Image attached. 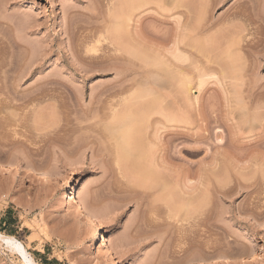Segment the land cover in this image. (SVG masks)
<instances>
[{"label": "rangeland", "instance_id": "1", "mask_svg": "<svg viewBox=\"0 0 264 264\" xmlns=\"http://www.w3.org/2000/svg\"><path fill=\"white\" fill-rule=\"evenodd\" d=\"M119 1L0 0V233L23 242L37 264H264V0H187L191 17L173 0H150L115 22L131 36V46L122 38L128 48L136 33L159 36L165 56L156 58L174 76L158 98L164 114H152L141 137L154 143L177 205L193 188L196 214L183 224L164 207L143 212L125 197L102 200L123 179L100 128L107 105L99 93L116 91L117 71L155 58L136 47L146 62L115 60L122 54L102 41L105 9ZM184 77L203 80L192 107L178 88ZM42 171L53 193L46 206ZM86 192L99 195L88 206L98 223L83 210ZM78 226L85 247L73 236ZM0 264L21 263L0 250Z\"/></svg>", "mask_w": 264, "mask_h": 264}, {"label": "bare ground", "instance_id": "2", "mask_svg": "<svg viewBox=\"0 0 264 264\" xmlns=\"http://www.w3.org/2000/svg\"><path fill=\"white\" fill-rule=\"evenodd\" d=\"M117 1H119V0H117ZM122 1H123V4L121 3ZM122 1L118 2V3H121L122 6H121V4L119 6L112 4V6L114 5V8L118 7L117 9H113V8L109 9L108 7H107V9H105L107 12V14H106L107 16H106V18L104 17V19H107L106 22H108V23L105 24V26H104L105 28H103V27H102L103 29L101 28V30H103V31L105 30V32H106V35H105L106 37L103 36L104 40H102V41H108L109 45H111L113 47V49L111 48L112 52H118V53L122 54L117 59L114 58L115 60H124V61L126 60V61H129L132 63L134 61L133 59H135V60H137L139 58H141V60L146 59L147 57H145L144 54H143L144 56L142 55V53H144V52L141 51L142 52L141 53L140 50L137 51L138 48H141L143 51H147L146 52L147 54H148V52H151L150 54L153 53L155 58H152V60L148 59L147 64L139 65L137 67H133L134 65L133 66L131 65L132 67H130V68L126 67L127 69H121L120 71H117V72H119V75L122 76L121 80H119L120 84H119V87L117 88L118 90L116 89V91L115 90L111 91V89L110 90L105 89V90L100 91V93H99L100 96L98 95L99 96L98 103L99 104H105L106 103L105 106L107 105V107L105 108L107 111L106 113L104 111L105 109L103 110L104 107L102 108V110L105 113L104 114L102 112V114H103L102 118L105 117L104 119L106 121L103 122L104 120L101 118L103 120L102 121L103 124H101L100 128L102 129V133L107 135L108 138L107 137L106 138L108 139V141L113 142V144L110 143L111 145H113V147L111 146L113 149L110 148L111 149L110 152H112V150H113V153L111 156L113 157V159H114L113 161L115 162V165H116V166L114 165L117 169V171H116V169H115V171H116V173L118 172L120 178L123 179V181H122L119 178L121 180L120 187L112 188V186H111L108 188L107 187L104 188L105 189L103 191L104 196L102 195V197H104V198L102 200L108 199L111 201L112 199L118 200L120 198L123 199L125 197L123 201H125L127 199L128 200V202L126 201L127 203H129V204L134 203L136 205V207L141 209L143 212L150 210L151 208H152L151 210H153V207H155V206L162 207V208L164 207L165 209H167V213H169L168 216L170 215L169 219H172V221H170V222L174 223L173 221H175V223H177L179 221L180 223H182L181 221H185V223L186 222L191 223L193 215L196 214V209L195 208L193 209L194 206L191 205L192 201L190 200L191 195L193 193V191H192L193 188L191 190H190V188H189V190L187 189L188 191L185 190L186 191L185 193L189 197L186 200V202L184 201V203L182 205H177L178 199H175V197H176L175 193L173 192V190L170 186V185H172V183L169 182L170 184H168L165 182V180H163L164 177L161 176V174H164V173H161L160 166H161V170H163L164 167L162 166V163L160 162V160L155 157V154H152V153H156V151L155 152L151 151V150H153L151 148H152L154 143L151 142V140H150V142H148V140L147 141L145 140L146 141V143H145L143 141L144 137H141L142 131L144 132L143 134L148 132V129H147V132H145L146 129L144 127L145 125H147L146 120L150 121L151 118L149 119V117H152V114L157 115V114H160V112H161V115L164 114V113H162L161 109L163 107H166V106H162L160 103L161 98L160 99H158V98H159V96L161 97V94H162L161 91H164L166 89V88L164 89L166 84H169L168 86H170L171 82H174V81L170 80L171 78L174 77V76L173 77L170 76V69L171 68L170 69H169V67L167 68V66H169V65L165 64L166 61H165V63L161 62L162 61L161 57H164L165 55L162 54L163 52H162V50H160L161 49L160 46L158 47L159 42L155 41L158 39L157 37H159V36L156 37V36H154L156 34H154V35L152 34V35H150V37H147L146 35L144 36V34L142 32H141L142 34L136 33L134 36L132 35L131 40L133 41V43H135V44H133V43L132 44L136 45V47H138V48H136L135 46H134V49L131 47L128 48V46L122 42H124L125 38L129 40L130 39L129 37H131V36H129L128 38L127 37L124 38V36L122 37V35H124V33L121 35L120 34L121 30H119V28L117 27L118 25H115L116 24L115 22L120 21V19H118L120 17V14L125 13L126 16L127 15L129 16V14L131 15L134 12H137V11L141 12V10H143V8H146V6H148L151 3V1L150 0H122ZM186 2H188V1L187 0L186 1L185 0H173L172 3L177 8H179V9L181 8L182 10H185L184 11L185 13L183 12L184 15L185 14L188 16L193 15L191 13L195 12L193 10L194 8L192 9V7H188L187 5H189V3L186 4ZM258 2H259V0H258ZM95 3H97L96 0H95ZM260 6H261L262 10L259 11L260 12L259 17L261 18L262 22L264 23V10H263L264 7H263V4ZM109 7H111V6H109ZM202 10H203V8H201L200 11H202ZM121 12H123V13H121ZM109 23H112L113 25L112 24L109 25ZM120 23H121L120 26L124 25L122 22H120ZM107 24H108V26H107ZM80 26H82V25H80ZM79 28H81V27H79ZM76 30H78V29H76ZM125 31H127L126 26H125ZM80 32H81V30H80ZM76 34H77V32H76ZM84 34H83L82 38H84ZM125 34H127V33H125ZM96 36H97V34H96ZM85 37H87V35ZM89 37H91V35ZM80 38H81V36H80ZM82 38H81V40H82ZM122 38H124V40H122ZM84 39L86 40V38H84ZM95 39H96V37H94V40ZM89 41H90V39H89ZM98 41H100V40H98ZM125 41L127 43V40H125ZM153 41H155V43H153ZM85 42H88V41H85ZM127 44L129 46H131L130 42H128ZM124 45H126V46H124ZM79 46H80V43H79ZM81 47H82V45H81ZM135 48H136V50H135ZM161 54H162V56H161ZM156 57H158L161 61ZM101 59H103V58H101ZM141 60H139V62H141ZM106 61H105V63H106ZM146 61H147V59L145 60V62ZM176 61L178 62V60H176ZM118 63H120V61ZM131 63H129V64H131ZM137 63H136V65H137ZM169 63H170V61H169ZM101 64H103V63H101ZM107 64L106 65L104 64V65L107 67ZM172 64L176 65L175 62H173V61H172ZM117 65H119V64H117ZM173 65H172V68H173ZM112 66H114V65H112ZM112 66H111V64H109L108 70H111ZM126 66H127V64H126ZM101 67H103V66L101 65ZM178 68L179 67L177 65V69ZM174 73L176 74L175 69H174ZM180 73L181 72H179L178 74H180ZM171 74H173V70H172ZM181 75H183V74L181 73ZM184 78L186 79L187 82L184 81L183 83L180 84V86L178 88H179L180 94L184 98V101H186L185 102L186 106L187 105L191 106L192 105V102H191L192 97L190 96L191 91L194 88L198 89L199 87H201L202 86L201 83L203 82V80L200 78L199 80H197V82L195 84V83H193V81L190 77H188V78L184 77ZM168 80H169V83H167ZM163 81H166V82H164L166 84H163ZM115 86H117V85H115ZM162 97L164 99L165 96L162 95ZM163 99H161V100L163 101ZM164 101H165V99H164ZM185 103H183V104H185ZM160 106H162V108ZM189 106H187V107H189ZM166 110H167V108H166ZM163 111H165V108ZM161 115H159V116H161ZM13 117H14V115L11 116V118H13ZM96 117H98L97 118L98 120L100 119L99 115ZM142 118H146V119H143V121H142L141 120ZM172 118L173 117L171 115L170 119H172ZM158 121H160V120H158ZM142 123H145V124L142 125ZM142 126L144 127V129ZM146 127H148V126H146ZM173 135H175V134H173ZM143 136H145V135H143ZM171 136H169V137H171ZM177 136H178V134L175 135V137H177ZM141 139H142V142H144L143 147L140 146L141 144H139V142H141ZM169 139L170 138H168L167 140H169ZM171 139L169 141L170 143L169 142L166 143V144H169V146L170 145L172 146L173 145L172 143L176 141L173 138L172 143H171ZM103 140H105V139H103ZM148 143L149 144L152 143L150 145L151 148L149 147ZM146 144H148V145H146ZM153 148L156 150L155 146ZM112 157H111V159H112ZM172 157H171V159H172ZM114 162H113V164H114ZM160 163H161V165H160ZM169 171H173V170L169 169ZM172 173H174V172H172ZM40 175H41V178L44 179L42 199H43L44 206H46L49 204V202L52 199L51 198L52 194H53L52 193V185H51V181H50V175H49V173H47V171L40 172ZM173 185L177 187L178 184L175 185L174 180H173ZM109 189L112 191H110ZM173 189H174V187H173ZM86 193H88V192H86ZM125 193L127 194L128 197L126 196ZM118 196H120V197H118ZM98 197H99V195H98ZM98 197H97V199H98ZM97 199H96V196L91 195L90 193L80 197V202L83 205L84 212H86L87 214H90V215H88V217L91 218L92 220H94V222H96V223H98L99 221L95 216H93V214H95V213L88 206L90 205L91 202H92V204H94L93 202L97 203V201H98ZM102 200L100 199L101 202H102ZM120 201L121 200H119L118 202H120ZM119 206H120V204L117 206V208H119ZM141 210H140V212H141ZM139 220H141L139 222V224L143 223L142 219H139ZM137 223H138V220H137ZM144 223H146V222H144ZM172 223H170L171 227H172ZM133 224L135 226V223H133ZM167 224H168V226H170L169 223H167ZM142 225L143 224H141V226ZM136 227H139V226H135V228ZM176 228H177V226H176ZM74 230H75V232H73V236L80 238L79 245L85 247L86 242L82 237H80L81 233H82V228H80L78 226ZM204 246L206 248H208L206 243L204 244ZM203 247H202V249H205V247L204 248ZM0 250H3L6 252H9L10 254L16 255L21 264H37L35 262V260L33 259V257L31 256V254L28 252L27 247L24 245V243L21 241H18L13 236H8V235H5L3 233H0ZM193 250H194V248H193ZM205 250H203V251H205ZM200 251H202V250H200ZM205 254H206V251H205ZM94 264H100V263H99V261H96Z\"/></svg>", "mask_w": 264, "mask_h": 264}]
</instances>
